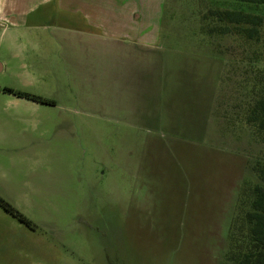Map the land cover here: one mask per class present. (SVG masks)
Listing matches in <instances>:
<instances>
[{
  "label": "rangeland",
  "instance_id": "1",
  "mask_svg": "<svg viewBox=\"0 0 264 264\" xmlns=\"http://www.w3.org/2000/svg\"><path fill=\"white\" fill-rule=\"evenodd\" d=\"M57 2L0 24V197L13 208L0 205V264H221L242 188L261 183L263 146L234 97L260 63L256 44L200 26L210 5H264L125 0L161 27L138 63L91 55L78 33L63 45L82 20Z\"/></svg>",
  "mask_w": 264,
  "mask_h": 264
},
{
  "label": "trees",
  "instance_id": "2",
  "mask_svg": "<svg viewBox=\"0 0 264 264\" xmlns=\"http://www.w3.org/2000/svg\"><path fill=\"white\" fill-rule=\"evenodd\" d=\"M221 1L250 7L264 5V0ZM200 30L209 38L212 35L234 36L242 39L245 44L246 41L256 44L253 55L260 64L249 71L251 81L245 78L240 80L237 85L240 93L234 94V97L240 102L235 119L243 125L242 131L247 130L263 146V156L251 166L252 173L261 183L252 184L247 181L242 188L236 213L228 225L227 250L221 264H264V13H255L249 9L245 11L239 7L210 5L202 15ZM16 93L25 95L24 92ZM0 205L13 209L1 197ZM22 218L25 219L24 216Z\"/></svg>",
  "mask_w": 264,
  "mask_h": 264
},
{
  "label": "crops",
  "instance_id": "3",
  "mask_svg": "<svg viewBox=\"0 0 264 264\" xmlns=\"http://www.w3.org/2000/svg\"><path fill=\"white\" fill-rule=\"evenodd\" d=\"M50 1L52 0H0V24L12 22L23 25L24 21L27 23L29 17L32 15L35 17L40 7ZM58 2H61L62 9H65L69 16L82 20L74 25L65 26L67 34L63 39V45L71 37L70 33H78L80 37H87L86 40H80V46H88L90 54L101 56L104 46L114 49L112 52L114 56L122 55L125 59L126 55H130L132 60L138 63L146 60L151 49L157 51L160 24L140 23L130 17L134 12L142 13L140 5L143 8V2L131 7L125 0H58ZM130 44L133 46H123ZM155 54L159 56V53Z\"/></svg>",
  "mask_w": 264,
  "mask_h": 264
}]
</instances>
